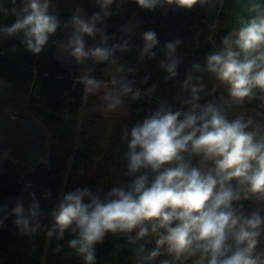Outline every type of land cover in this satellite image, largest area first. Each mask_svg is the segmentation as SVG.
<instances>
[{"label":"clouds","instance_id":"obj_1","mask_svg":"<svg viewBox=\"0 0 264 264\" xmlns=\"http://www.w3.org/2000/svg\"><path fill=\"white\" fill-rule=\"evenodd\" d=\"M126 2L129 0H120V4ZM131 2L148 11L163 9L165 5L191 11L197 5H210L213 0ZM217 2L223 6L224 0ZM10 3L11 9L0 4V14L11 15L15 20L0 26V33L7 37L22 34V43L33 55L41 54L62 26L64 30L71 29L63 48L77 65L92 62L75 77V83L83 85L85 98L99 94L105 86L92 74L96 66L117 65V51L126 53L132 46L129 39L108 44L105 21L113 15L110 6L116 0H94L98 11L88 15L85 9L76 8L63 22L49 11L51 0H20L19 6L17 0ZM246 11L248 18H239V26L222 38L221 48L204 57L203 66L191 65L182 84L184 89H190L191 98L184 101L190 105L189 110L173 111L162 103L130 130H123L128 174L146 171L130 184L112 187L103 196L87 187L63 192L51 209L52 224L47 237L57 233V239H62L69 230L76 234L69 247L83 258L84 264H95V245L103 243L107 233L133 231L136 237L130 238V243L149 235L155 237V247L146 255L144 246L138 249L140 264L155 260L162 250L173 259L160 264H174L182 258L191 259L192 264H264V251H257L264 235V208L246 213L243 203L255 201L264 206V132L260 125L252 127L251 117L229 119L224 106L251 102L257 99V90L264 94V3L247 0ZM121 31L128 34L130 28L123 26ZM97 36L99 43L89 47L85 38ZM141 36L140 60L156 58L154 50L161 45L157 32L145 30ZM182 43L177 38L162 46L159 65L167 73L166 80L178 76L181 58L177 49ZM117 71L123 73L125 67L120 64ZM194 72L211 74L225 86L229 99L221 96L223 103L201 104L203 77L194 76ZM110 83L112 90L101 97L106 112H115L124 96L131 94L133 100L141 96L139 89H133L134 81L126 77L113 78ZM185 153L200 157L199 166L186 159ZM147 170L155 174L151 180ZM32 186L28 182L24 191ZM29 197L27 204L22 196L15 198L11 212L23 235L34 234L41 227L38 217L45 215L35 193H29ZM5 212L6 206H0V213ZM5 219L7 215L0 218V225Z\"/></svg>","mask_w":264,"mask_h":264},{"label":"trees","instance_id":"obj_2","mask_svg":"<svg viewBox=\"0 0 264 264\" xmlns=\"http://www.w3.org/2000/svg\"><path fill=\"white\" fill-rule=\"evenodd\" d=\"M58 2L59 8L49 11L59 15L61 21L68 19L73 13V9L65 0H51V3ZM20 0H17L19 6ZM129 9L136 19L133 21L143 30H154L161 41L181 39L183 43L177 51L190 60V51L185 46L183 39L188 30L197 24H202V20L209 19V14L213 15L216 21H221V13L211 12L203 8H195L190 12L178 9H169L163 13L159 8L155 11H148L139 8L134 2H127ZM0 4L11 9L13 5L10 0H0ZM87 10V8H86ZM96 10L86 11L88 15ZM15 17L0 14V26L13 23ZM70 29V28H69ZM68 29V30H69ZM63 26L57 34L50 38L49 44L39 55L31 54L22 43V34L16 37H7L0 33V81L7 83L14 90L26 94L29 97V106L33 113L42 119L48 126L60 124L62 122L73 124L72 119L79 116L82 109L86 108V127L93 129L102 118L90 112L89 104L85 102L83 85L75 83L77 73L68 72L63 63L56 58V43L68 31ZM231 30L227 27H217L215 41L222 47V38L227 36ZM87 45L90 47L96 40L87 37ZM197 63L196 61H194ZM112 65H97L95 76L107 82L111 79ZM112 90V85L108 84V91ZM122 100L129 102L130 107L138 110L140 106L131 104V94L122 97ZM253 108L264 112V103L258 100ZM89 109V111H88ZM68 150L73 147L66 144ZM76 157L69 174V181L65 191L81 189L87 187L94 193L103 196L108 189L99 190L97 180L91 176L85 167L83 158L87 155L80 149L76 150ZM66 158L61 156L59 160L53 161L50 168H37L25 177L18 175L9 164L0 173V206H6V212L0 213V218L7 215V219L0 225V264H84L81 256L69 247V241L76 238V234L70 230L66 231L62 239H57V233L52 237H47L46 232L50 229L52 218L39 216L41 227L34 234L23 235L14 224L15 217L11 215L12 208L7 205L8 199L15 200L23 197L25 204L30 202L29 193H35V199L40 203L41 210L50 215L51 209L61 198L63 187V173ZM83 169V175L80 170ZM154 173L149 174V180L154 178ZM137 176H127L123 186L130 184ZM28 182L32 187L24 191ZM64 191V192H65ZM247 213L253 211L250 201L243 202ZM31 223V222H30ZM34 226V225H32ZM135 233H107L103 243L95 245V264H140L137 255L140 246H144L146 255L155 247V243H144L136 240L130 243V238L135 239ZM59 247V251H56ZM172 260L166 252L158 256L148 264H160L162 260ZM174 264H192L189 260L174 261Z\"/></svg>","mask_w":264,"mask_h":264},{"label":"rangeland","instance_id":"obj_3","mask_svg":"<svg viewBox=\"0 0 264 264\" xmlns=\"http://www.w3.org/2000/svg\"><path fill=\"white\" fill-rule=\"evenodd\" d=\"M68 5L75 11L76 8H83L86 11L96 10L98 7L94 4V0H65ZM52 9H58V2L51 3ZM226 4V3H225ZM224 4V6H225ZM175 6V5H173ZM223 6V7H224ZM128 3L120 4V0H116L110 10L113 15L106 18L107 32L110 37L108 44L121 42L122 39H129L131 48L126 53L117 51L116 56L119 57L117 65L112 66L111 79L126 77L129 80L134 81L133 89H139L141 96L138 99L133 100L131 96V104L140 106L138 110H134L129 107L134 113L133 119H125V117H118L109 119L108 121H100L93 129L86 127V114L84 108L80 112L79 116L72 119L73 124L62 122L60 124H54L48 126L44 122L43 132L39 131V138L43 137V143L29 148L26 144L16 135L6 136L8 139V146L0 148V159L7 157L0 164V173L4 171L5 166L9 164L12 169L21 177H25L27 174L33 172L37 168L45 169L50 168L53 161L59 160V157L66 158L64 173H63V187L61 193H63L67 187L69 181V174L73 166L74 159L76 157V150H68L66 144L69 146L80 149L83 151L87 158H83L85 167L89 174L96 178L97 188L99 190L108 189L112 187L123 186L125 178L127 176H138L146 170L141 169L140 172L129 175L127 171V160L125 159V153L127 152V140H122L123 130L129 129L135 124L152 112L156 111L162 103H167L173 111H187L190 105L184 104L185 100L190 99V89H184L182 87L183 80L186 78V74L191 70V65L200 63L204 65V57L217 49L219 45L215 41V35L217 27L221 25L220 22L213 18V15L209 14L208 18L202 20V24H197L190 28L184 35L186 48L190 51L191 58L186 60L181 53L177 51V55L181 58V63L178 68V76L166 80V72L160 68L159 61L163 59L162 47L158 46L154 51L157 52V57L149 59L145 57L142 61L139 58L140 48L142 47L143 30L133 21L136 19L131 9H129ZM196 8V7H195ZM194 8V9H195ZM219 8V7H218ZM184 10V9H183ZM219 10V9H218ZM186 11V10H185ZM192 11V10H191ZM224 9L221 7V13ZM167 12V11H166ZM104 26V25H100ZM123 26L129 27L130 32L125 34L121 31ZM69 29L58 41H57V53L56 58L64 60L63 65L68 70L83 69L91 65V61H86L84 65L75 64L73 58L70 57L68 51L63 48V44L67 41V37L70 33ZM87 39V37H86ZM96 43H99V36L95 38ZM123 65L125 71L120 73L117 71L118 67ZM128 68L133 71H127ZM81 71V72H82ZM95 75V72L92 73ZM194 76H202L203 80L200 81L204 85V91L200 93L201 104L208 102L223 103L220 97L223 96L224 100H228L227 90L225 86L221 85L215 78L207 73H193ZM145 77H148L145 82ZM193 83H196L193 80ZM111 84V83H110ZM155 86L153 91H149ZM261 96L257 90V99L248 102L245 101L243 105H236L232 103L231 107L225 104L227 115L229 119H234L237 116H243L246 120L251 117L253 119L252 127L255 128L260 125V130L264 132V112L258 111L253 108V105L261 100ZM87 103L86 107L92 103V100L88 97L85 98ZM264 103V102H263ZM85 110V111H84ZM89 111V109H88ZM102 118V117H101ZM36 132V130H34ZM130 138V137H129ZM13 153V155H11ZM11 155V156H10ZM185 158L190 159L192 164L199 166L200 157L189 156L185 153ZM148 175L151 174L150 170ZM7 205L14 207V200L8 199ZM252 209L257 207L264 208V206L257 204L255 201H250ZM247 213V210L244 209ZM264 215V211L261 212ZM52 218L51 215H43ZM136 234V231H133ZM144 243H155V237L149 235L141 239ZM258 252L264 251V235L261 237L260 246L257 249ZM189 261L192 262L191 259Z\"/></svg>","mask_w":264,"mask_h":264},{"label":"crops","instance_id":"obj_4","mask_svg":"<svg viewBox=\"0 0 264 264\" xmlns=\"http://www.w3.org/2000/svg\"><path fill=\"white\" fill-rule=\"evenodd\" d=\"M261 2L264 3V0H261ZM246 5L247 0H224L223 7L219 5L217 0H213V3L210 5L205 7L197 5L196 8H203L211 12L217 11V13H221L222 7L224 11L221 13V21H219L221 23L220 27H227L232 31L234 27L239 26L238 20L240 17H244L245 19L248 18L249 14L246 11ZM159 9L163 13H166L169 9L183 10L176 8L173 5H165L163 9ZM185 12L190 11L186 10ZM57 59L62 63L64 62L61 58ZM66 70L70 73H77L78 76L82 74L81 69ZM102 81L105 82V86L102 87L101 92L95 96H88L92 100V103H90V105H92L90 107V112L102 117V121L114 119L116 116L119 118L125 117V119H133L134 113L132 109L129 107L128 103L123 100L122 105L115 112L104 111L105 104L101 97L105 91H108V82L105 80ZM261 100L264 102L263 96H261ZM43 128L44 121L35 115L31 110L29 106V97L26 94L14 90L7 83L0 81V148L7 147L8 142H11L8 141V139H5L6 136L11 137L14 135L18 136L20 141L22 140L27 147L29 146V148L32 147L34 149L35 147L33 146L37 145L36 148H38L39 143H43V137L39 138L38 134L39 131L43 132ZM34 130H36V132ZM11 155H13V153ZM6 158L7 157L0 159V164Z\"/></svg>","mask_w":264,"mask_h":264},{"label":"water","instance_id":"obj_5","mask_svg":"<svg viewBox=\"0 0 264 264\" xmlns=\"http://www.w3.org/2000/svg\"><path fill=\"white\" fill-rule=\"evenodd\" d=\"M72 150H78V149L72 148Z\"/></svg>","mask_w":264,"mask_h":264},{"label":"built area","instance_id":"obj_6","mask_svg":"<svg viewBox=\"0 0 264 264\" xmlns=\"http://www.w3.org/2000/svg\"><path fill=\"white\" fill-rule=\"evenodd\" d=\"M189 108H190V106H189Z\"/></svg>","mask_w":264,"mask_h":264}]
</instances>
